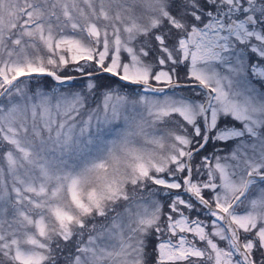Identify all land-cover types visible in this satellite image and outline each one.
Here are the masks:
<instances>
[{
    "label": "snow or ice",
    "instance_id": "obj_1",
    "mask_svg": "<svg viewBox=\"0 0 264 264\" xmlns=\"http://www.w3.org/2000/svg\"><path fill=\"white\" fill-rule=\"evenodd\" d=\"M0 264H264V0H0Z\"/></svg>",
    "mask_w": 264,
    "mask_h": 264
}]
</instances>
